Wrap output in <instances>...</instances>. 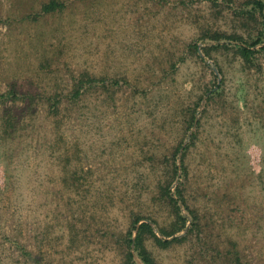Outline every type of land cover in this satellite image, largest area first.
<instances>
[{
  "label": "rangeland",
  "instance_id": "1",
  "mask_svg": "<svg viewBox=\"0 0 264 264\" xmlns=\"http://www.w3.org/2000/svg\"><path fill=\"white\" fill-rule=\"evenodd\" d=\"M48 1L0 0V264H118L107 238L145 207L154 157L183 140L180 174L185 110L215 83L185 191L221 250L232 238L245 264H264V51L250 70L212 49L261 16L243 26L245 0H62L41 15ZM86 72L99 93L63 103L57 133L50 98L67 101ZM147 246L156 264H201L185 246Z\"/></svg>",
  "mask_w": 264,
  "mask_h": 264
},
{
  "label": "trees",
  "instance_id": "2",
  "mask_svg": "<svg viewBox=\"0 0 264 264\" xmlns=\"http://www.w3.org/2000/svg\"><path fill=\"white\" fill-rule=\"evenodd\" d=\"M244 2L242 10L237 15L241 20L240 22H244L243 26H245V23L247 25H250V23L257 24L259 23L256 18L258 14L262 18L260 23L263 28L254 33L249 29L246 39H243L240 35L216 34L213 38L216 42L228 40L230 43L229 45L225 43L217 44V47L212 49H232L246 69L252 70L256 67V55L264 51V0H245ZM244 6L250 7V9L247 10V7L243 9ZM67 8V3L62 0H49L41 5L40 14H62ZM258 46L261 47L257 48ZM192 48L196 50V45H193ZM204 51L207 52L208 50L204 49ZM99 82L102 83V80L96 75L87 72L80 73L78 77L73 79L67 101H61V99L55 97L50 98L53 101L50 116L57 133L60 128L58 125L61 124L60 116L62 110H64L61 107L62 104L66 102L68 105H75L85 96L99 93V91L94 92L92 90L94 84H99ZM101 85L100 89H106L105 85ZM215 87L216 90L214 91L212 88L206 89L203 95L199 97V102L194 104L191 109L185 110L183 126L185 137H188V143L181 152L180 174H178L179 167L176 157L182 149L183 140L179 142L168 157H162L164 161L159 158L156 159V156L154 157L155 166L151 167L154 180L148 181L147 185L150 190L144 202L145 207L137 206L136 211L133 209L128 213L127 220L130 222L128 227L118 234H110V237L115 238L114 241L112 238H107V246L110 245L109 251L117 254L118 264H156L147 246L148 243L161 251L174 250L185 246L193 250L195 260L198 259L201 264H245L244 257L238 250L239 245L236 240L229 238L228 247L224 248V251L220 249L216 242L217 237H220V235L214 236L211 220L204 222L205 218L190 204L191 195L185 191V185L188 182V170L184 167V159L190 147L198 139L204 114L203 111L200 113L201 116H196L198 105L206 94H209L206 99L207 103L218 97L220 86L217 87L215 83ZM23 98H25L24 100H32L30 95ZM192 128L194 130L191 131L190 135H187ZM167 163L168 170L160 171L158 165L162 166ZM174 183H176L175 186H173ZM123 201L120 200L121 203ZM105 210L108 211V208ZM137 224L139 225L137 226ZM207 225H209V228ZM205 228L208 230H205ZM133 235H135L134 239Z\"/></svg>",
  "mask_w": 264,
  "mask_h": 264
}]
</instances>
